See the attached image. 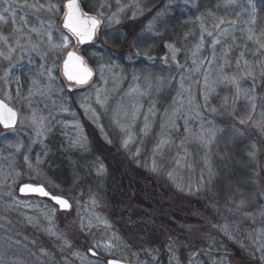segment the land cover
Wrapping results in <instances>:
<instances>
[{"label": "rangeland", "instance_id": "obj_1", "mask_svg": "<svg viewBox=\"0 0 264 264\" xmlns=\"http://www.w3.org/2000/svg\"><path fill=\"white\" fill-rule=\"evenodd\" d=\"M67 1L0 0V99L19 115L14 127L0 124V219L13 214L9 232L17 223L22 233L0 235L3 246L22 244L0 246V264H264V49L248 39L251 30L264 42L260 3L211 0L225 12H203L201 0H159L153 8L155 0H79L101 23L90 43L94 64L84 55L94 77L77 84L62 72L68 52L83 54L84 46L63 27ZM48 3L56 10L39 7ZM178 10L194 22L186 61L174 42L153 65L137 66L128 50L110 47L113 34L128 47L145 30L157 33ZM62 36L65 46L52 47ZM34 113L45 118L43 135ZM116 157L164 185L180 227L165 253L136 249L96 186ZM63 166L75 171L71 183ZM27 182L68 198L71 209L22 195Z\"/></svg>", "mask_w": 264, "mask_h": 264}, {"label": "trees", "instance_id": "obj_2", "mask_svg": "<svg viewBox=\"0 0 264 264\" xmlns=\"http://www.w3.org/2000/svg\"><path fill=\"white\" fill-rule=\"evenodd\" d=\"M155 1L152 4V8L156 5L160 6L159 0ZM257 2L260 3L261 18L264 19V0H257ZM206 6L212 7L214 11H224L222 5H215V1L201 0L200 8L203 9V12L207 11V8H204ZM84 7L87 12H96L86 4H84ZM192 18L188 11L179 12L178 10L168 14L166 18L158 23L157 33L145 30L147 32L140 34L134 44L128 47V42L124 39V35L117 33L108 39L109 45L111 48L120 49L121 53H125L128 50V53L134 56L133 60L135 64L140 66L142 64H159L161 56L165 51V46L168 43L174 42L181 51L178 56L179 61L183 62L186 61L188 49L196 38L195 34L192 33L194 27ZM91 48H93V44L84 45L82 53L94 64V59L91 57ZM158 66L156 65V67ZM146 67L144 66L143 69ZM105 147L110 148L108 145H105ZM109 150H112V148ZM117 154L121 157L119 153ZM108 165L109 173L96 178L97 181L95 183L97 184L96 186H100L109 206H111L115 221L117 224L119 223L121 230L127 234V239L136 249H141V251H145L152 256H155L157 253L161 254V251L165 253V250L167 251L166 238L169 240L173 236L176 238L175 233L177 232L173 231H178L180 227L178 224L179 216L176 212L167 210V206H171V203L166 205V202L162 199L165 191L164 185L153 175H147L143 170L138 168L132 169L130 164L122 163L121 160H118V157L113 159V163H109L108 161ZM57 171H59V173L57 172L58 174H61L60 170ZM73 173L75 174L73 168L65 166L62 174L63 182L66 184L71 183L72 179H75ZM88 175L90 177V173ZM85 176H87V173ZM12 216L13 214L9 215V218L6 215L1 217L0 235H3V232L6 230H8L9 234H13V236L22 234L21 231L15 230L18 227L17 223L13 232H9L11 228H14V218L9 220ZM29 230L31 231V229ZM34 233L40 239V236L35 231ZM164 239L165 242H163ZM32 242L36 243L37 240L34 239ZM33 243H30V245L32 246ZM58 244L56 243L55 245L59 247ZM20 245H22L20 241H15L14 243H9L8 241L5 246L0 243V246L5 247L7 251L8 246L18 247ZM21 258L28 257L25 254ZM16 261L17 259L8 264H22Z\"/></svg>", "mask_w": 264, "mask_h": 264}, {"label": "snow or ice", "instance_id": "obj_3", "mask_svg": "<svg viewBox=\"0 0 264 264\" xmlns=\"http://www.w3.org/2000/svg\"><path fill=\"white\" fill-rule=\"evenodd\" d=\"M230 2H234V0H230ZM39 7H46L48 11H54L56 10L57 6L55 4L48 3L46 6L40 5ZM67 8L69 11L65 16L64 27L68 28L70 32L74 36H76L82 43L84 41L92 40L95 36L97 27L101 23L100 20L96 19L95 17L87 16V14L81 12L79 9L78 0H69L67 4ZM0 20H4V17L2 15H0ZM46 34L48 35L49 42L51 43V34L50 33H46ZM209 35H212V33H209ZM262 36H264V33H262ZM4 39L6 40L7 38L4 37ZM248 39L255 41L260 48L264 49V42H261L260 39L252 35L251 30ZM67 40H68L67 36H62L61 44L52 45V47L62 48L65 46L64 42ZM218 42L219 41H216V43ZM169 48L173 50V58H175V52L178 50L175 49L174 46L172 45H169ZM241 55H243V53ZM73 61H75L76 63L74 64ZM64 70L69 81H75L76 83L79 84L86 83L87 79L92 75L91 70L84 65L83 58L76 56L75 53L68 54V58L64 62ZM16 116L17 113L15 111H13L11 108H8L7 105H5L2 101H0V123H2L6 128L12 127L16 122ZM249 119H251V117H249ZM44 120H45L44 117H39V119H37L35 113L31 117L32 123L37 125L36 133L38 136L43 135V133L47 131V126L44 124ZM245 122L246 121L244 120L240 121L241 124H244ZM257 127H260V125L257 124ZM147 128H148V124L146 123L145 130H147ZM131 140H132L131 136H129V138L125 140L124 142L125 147L128 146ZM166 142L167 141H161V145H163ZM25 159H27V157H25ZM100 171H103V169L101 168ZM21 191L48 197L56 204L63 206L64 209L71 208V205L68 203L67 200L63 199L60 196L51 195V193L46 191L43 186L25 185L21 189ZM112 264H118V262L113 261Z\"/></svg>", "mask_w": 264, "mask_h": 264}, {"label": "water", "instance_id": "obj_4", "mask_svg": "<svg viewBox=\"0 0 264 264\" xmlns=\"http://www.w3.org/2000/svg\"><path fill=\"white\" fill-rule=\"evenodd\" d=\"M68 2H69V0L66 2L67 13H68V11H69L68 8H67V4H68ZM78 4H79V9H80V11L84 13V10H83V8H82V6H81L79 0H78ZM66 15H67V14H66ZM87 16H91V15H87ZM91 17H94V16H91ZM95 18H96V17H95ZM96 19H97V18H96ZM64 24H65V17H64V20H63V27H64ZM98 27H99V26H98ZM98 27H97V29H98ZM64 28H66V27H64ZM66 29L69 30L68 28H66ZM97 29H96V32H95V36H94V38H93L92 40H90V41H84V42L82 43V42H80V40L77 38L78 41H79V43H80L81 45H86V44H90V43H92L93 40L95 39L96 35H97ZM69 31H70V30H69ZM69 53H75L76 56H78V57H82V58H83L84 65H85L88 69H90L91 72H92V75L87 79V82H89V81L94 77V70H93L92 66L90 65V63L87 61V59L85 58V56H84L83 54H81V53H79V52H77V51L72 50V51H69L68 54H69ZM68 54L66 55L65 60H67V58H68ZM65 60L63 61V64H62V72H63L64 77L68 80V78H67V76H66V74H65V70H64V62H65ZM73 63L75 64L76 62L73 61ZM68 81H69V80H68ZM70 82H74V83H76L75 81H70ZM87 82H86V83H87ZM77 84H79V83H77ZM83 84H85V83H83ZM0 101H2L5 105H7L8 108H11L13 111H15V112L17 113V116H16V122H15V124L12 126V127H14V126L17 124V122H18V116H19V115H18V111H17L15 108H13L11 105H9L6 101H4L3 99H0ZM0 124L3 125L2 123H0ZM3 126H4V125H3ZM4 127H5V126H4ZM8 128H9V127H8ZM25 185L43 186V187L45 188L46 191L50 192V191H49V190H48L43 184L27 182V183H23V184L20 186V193H21L22 195H28V196L33 195V196H39V197H41V198L49 199L48 197H44V196H41V195H38V194L22 192L21 189H22ZM50 193H51V192H50ZM51 195H54V194L51 193ZM54 196H59V195H54ZM60 197H62L63 199L67 200L68 203H69V204L71 205V207H72V203H71V201H70L68 198H66V197H64V196H60ZM53 202H54V201H53ZM54 203H55V202H54ZM55 204H56V203H55ZM57 205H58V204H57ZM58 206H59V208H60L61 210H66V211H67V210H70V209H71V208H70V209H64L63 206H61V205H58ZM90 253L93 254V255H97V252H95L93 249L90 250ZM113 261H117L118 264H136V263L126 262V261H123V260L113 259V258L109 259L107 262H108V264H112Z\"/></svg>", "mask_w": 264, "mask_h": 264}, {"label": "flooded vegetation", "instance_id": "obj_5", "mask_svg": "<svg viewBox=\"0 0 264 264\" xmlns=\"http://www.w3.org/2000/svg\"><path fill=\"white\" fill-rule=\"evenodd\" d=\"M228 245H229V242L226 243L225 245H223V243H221V247H222V246L226 247V246H228Z\"/></svg>", "mask_w": 264, "mask_h": 264}]
</instances>
